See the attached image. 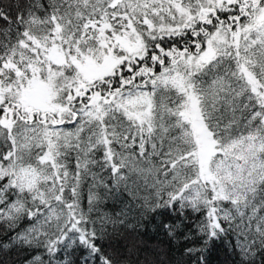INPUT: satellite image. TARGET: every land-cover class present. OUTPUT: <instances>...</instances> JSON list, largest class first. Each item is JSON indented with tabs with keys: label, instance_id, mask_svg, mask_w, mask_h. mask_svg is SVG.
Returning <instances> with one entry per match:
<instances>
[{
	"label": "snow or ice",
	"instance_id": "obj_1",
	"mask_svg": "<svg viewBox=\"0 0 264 264\" xmlns=\"http://www.w3.org/2000/svg\"><path fill=\"white\" fill-rule=\"evenodd\" d=\"M16 10L0 7V229L43 249L27 264H115L98 240L124 221L102 216L98 228L92 213L121 185L145 210H167L163 228L192 242L193 264L230 233L241 264H254L264 0H25Z\"/></svg>",
	"mask_w": 264,
	"mask_h": 264
},
{
	"label": "trees",
	"instance_id": "obj_2",
	"mask_svg": "<svg viewBox=\"0 0 264 264\" xmlns=\"http://www.w3.org/2000/svg\"><path fill=\"white\" fill-rule=\"evenodd\" d=\"M23 3L25 0H0V7L5 10L11 7L12 17L15 18L16 6ZM139 195L146 193L141 191ZM141 204V200L123 191V185L103 195L92 213L97 220V227H100L99 217L102 216L118 217L124 221L123 225H109L106 234L98 240L104 253L111 256L115 264H193L194 257L189 258L184 253L185 248L193 246L192 242L182 236L171 238L163 228V224L173 218L167 210L151 213ZM82 205L87 209V188L83 192ZM196 219L193 215L188 223ZM11 235L15 233H5L0 229V264H27L35 255L43 253V249L11 243ZM237 243L239 241L235 233H230L224 241L211 245L204 253L207 264H241L238 249L234 247ZM4 244L9 247H3ZM196 246L199 247V244ZM80 254L77 250L73 258H78ZM63 255L61 253V257ZM252 259L254 264H264V253H258Z\"/></svg>",
	"mask_w": 264,
	"mask_h": 264
}]
</instances>
